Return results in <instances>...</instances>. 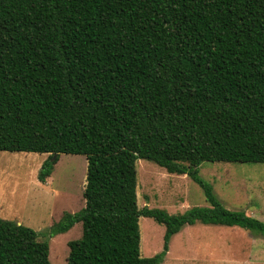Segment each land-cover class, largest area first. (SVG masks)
Returning <instances> with one entry per match:
<instances>
[{"label": "trees", "instance_id": "1", "mask_svg": "<svg viewBox=\"0 0 264 264\" xmlns=\"http://www.w3.org/2000/svg\"><path fill=\"white\" fill-rule=\"evenodd\" d=\"M0 152L87 160L84 207L43 233L0 218V264H50L48 241L81 224L66 264H161L185 226L264 222L227 210L204 162L264 164V0H0ZM187 175L208 207L138 208L136 162ZM140 217L164 228L140 256Z\"/></svg>", "mask_w": 264, "mask_h": 264}, {"label": "rangeland", "instance_id": "2", "mask_svg": "<svg viewBox=\"0 0 264 264\" xmlns=\"http://www.w3.org/2000/svg\"><path fill=\"white\" fill-rule=\"evenodd\" d=\"M47 154L0 152V218L15 221L45 234L64 213L84 207L87 160L61 154L51 175L42 184L37 176ZM136 197L143 207L185 213L208 207L203 189L187 175L171 174L147 160H138ZM199 177L212 187L224 208L243 212L264 222V164L204 162ZM140 256L150 258L163 251L164 228L140 217ZM81 224L48 241L50 264H66L68 243L81 236ZM161 264H264V237L237 227L185 226L168 244Z\"/></svg>", "mask_w": 264, "mask_h": 264}]
</instances>
